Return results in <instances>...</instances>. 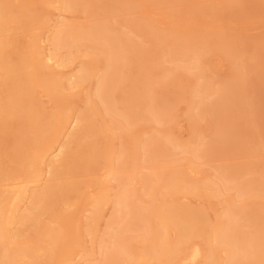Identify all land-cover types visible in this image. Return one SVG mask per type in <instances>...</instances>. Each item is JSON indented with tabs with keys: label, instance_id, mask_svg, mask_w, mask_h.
<instances>
[{
	"label": "bare ground",
	"instance_id": "1",
	"mask_svg": "<svg viewBox=\"0 0 264 264\" xmlns=\"http://www.w3.org/2000/svg\"><path fill=\"white\" fill-rule=\"evenodd\" d=\"M42 1L57 12L82 10L92 20L86 24L62 20L51 31L32 34L25 50L13 58L18 48L17 25L22 30L42 28L49 19L39 20L27 2L0 0V132H14L20 143L13 149L14 163L26 171L23 182L0 191V264H76L95 256L97 260L90 259L89 264H159L162 259L164 264H264V203L253 202L258 197L264 200V169L256 175L247 164L224 165L212 179L197 181L160 164L172 156L208 160L218 149L225 155L234 151L230 140L234 132L239 135L244 129V119L238 114L251 106L248 79L251 75L264 77V42L248 62L238 59L240 50L236 52L235 44L225 34L216 33L218 30L196 33L160 29L147 19L128 20L126 29L144 34L159 49L158 59L144 61L132 39L95 14L102 5L110 8L104 0ZM179 1L184 0H151L156 5ZM139 4L120 0L113 11L133 13ZM20 18L27 23L23 25ZM63 50L72 55H62ZM213 51L232 62L234 76L226 83L214 85L204 66V59ZM76 53L87 59L76 74L51 72L66 68ZM140 59L144 64L136 67L135 77L134 65ZM181 72L194 80L187 96L184 94L194 130L187 142L170 130L172 101L157 91ZM87 82H93V89L87 93L84 108L76 111L68 91ZM37 89L53 101L55 112L47 115L43 111L34 95ZM207 116L216 124L211 140L197 130L199 120ZM234 116L236 121L230 122ZM140 122L158 129L140 142L134 139L132 151L117 150L109 134L130 135ZM239 150L247 151L244 147ZM139 153L152 172L137 173ZM23 154L26 160L21 164ZM86 168H103V177L96 180V194L86 200L92 211L82 212L90 214L85 217L89 236H96L107 207L112 211L97 247L83 255L82 238L73 226L76 215L52 210L58 203L63 207L73 204L74 195L81 191L73 172ZM2 171L0 165V183L13 179V174ZM63 175L69 176L66 181L60 179ZM112 182H117L115 188L110 186ZM189 194L220 200L222 211L212 222L202 209L178 202ZM165 196L173 200L167 202ZM47 214L49 222L41 226L40 220ZM18 226L37 229L34 242L17 243L25 237ZM134 240L142 243L141 250L133 248Z\"/></svg>",
	"mask_w": 264,
	"mask_h": 264
},
{
	"label": "rangeland",
	"instance_id": "2",
	"mask_svg": "<svg viewBox=\"0 0 264 264\" xmlns=\"http://www.w3.org/2000/svg\"><path fill=\"white\" fill-rule=\"evenodd\" d=\"M119 1L120 0H104L102 2H105V5H109L113 11V8L115 6H119ZM134 1H137L140 4L138 8L133 11V13L131 11L119 12L118 10H114L110 15L108 13H110L111 9L109 7L105 8V6L103 5L101 9L94 12L95 14L97 13L99 15V18L108 19V22L111 26H116V29H119V31L122 30V33L124 32L123 34L132 39L135 46L143 52L144 61L145 59H158L159 56L157 55L159 49L157 50V52L154 48V45L149 43L148 38L145 37L144 34H139V32L133 31L129 28L126 29L125 27L127 26L125 25V23L127 24L128 20L147 19L158 24L157 27L160 29H164L163 27H165L166 29L174 27L182 28V30L185 31L192 30L196 33L218 30L216 33L225 34L227 38H229L228 40L231 42V44H235L234 47L236 48V52L237 50H240V52L243 53L241 55L240 52H237L238 59H240L241 57V60L248 62H250V60L252 59L253 53L258 51V46L264 42V8H262V6H264V0H184L174 2L170 5H163V3H157L156 5L153 4L151 0ZM26 2L30 5L31 10L36 13V16L39 20L47 18L49 19V23L47 24V26H43V29L37 26L31 30H27L28 28H24L22 30V27H20V24H18L16 27V45L18 48L15 53L11 55L13 58L17 57L20 52L25 50V46H27L26 44L28 43L27 41H30L32 34L37 35L48 32L50 30L49 28L52 29L56 26V23L62 20L64 22L76 24H86L92 20L90 15L84 13L82 10H76L72 12H57L56 10L45 5L42 0H20L21 5ZM19 22H22V24L24 25L27 23V20L25 18H20ZM62 55L69 57L70 55H72V52H70L69 54L68 50H63ZM75 55V60H73L72 62L69 61L66 65V68H53L51 72L53 74L59 73L63 76L67 74H69V76L76 74L80 66L87 59L82 56L81 53H76ZM221 55L222 53H220L219 51H213L212 53L208 54V56L203 61L204 66L206 65V68L208 66V75L212 80L210 81L214 83V85L226 83L230 81L234 76L232 62ZM144 56L146 58H144ZM261 63L264 64L263 59L261 60ZM97 64L100 67L102 63L101 61H98ZM142 64H144L143 60L140 59L136 61L134 65V71L132 73L133 76H137L136 67H138L139 65L141 66ZM64 82L67 83L66 80H64ZM193 84V78L181 72L175 76L172 83H168L161 88H157L159 96H161L163 99H169L172 101L170 119L173 120V123L169 125L170 130L176 137L185 142L189 141L192 137V134L194 133L193 126L189 121V103L186 97V92ZM247 88L249 92V100H251V106H247V108H245V106L241 110L240 114H238V112L236 111V114L241 115L244 119V129H241L242 133H240L239 135L234 132L235 135L230 140V146H235L236 148H234V151H232L228 155H225L221 149H218L215 156L209 158L208 160H194L189 155L172 156V158L160 161V164H162V166H172L176 169H179L182 172L186 173L190 178L197 181L212 179L216 174L217 169L220 167L222 168L224 165H234L233 167H236L247 164L246 166H249L250 170L256 173V175L262 173L264 169V77L251 75L247 82L246 89ZM92 89L93 82H87L82 86L77 87L76 89L68 91V94L72 95L71 103L74 110L77 111L84 108L87 93L89 91H92ZM34 95L38 100L41 108L47 115H50L57 110L53 101H51L50 98L47 97L41 89H37ZM100 119L101 116L98 117V122L102 121ZM232 121L233 123L236 121L235 116L230 122ZM228 125H231V123ZM155 129H158V127L155 125H149L145 122H140L133 128H131L130 135L119 131L108 134L113 139L115 148L117 150L121 148H127L132 151L134 148V139L140 142L145 138L146 135L152 134ZM215 129L216 124L211 117L207 116L204 120H199L198 122V132H200L208 140L214 138L216 132ZM9 131L7 133L0 132V165H3L2 172L4 174H13V179L5 182V184L0 183V191H2L4 188L15 187L17 184L23 182L26 177L25 168H18L14 163L15 157L13 155V149L17 146H20V143H18V139H14V132L10 133ZM239 141H241L242 143ZM243 147L247 151L241 152L239 150H243ZM141 155L142 153H139L138 155L139 160L137 163L139 165V168L137 173L147 174L149 172H152L151 167H146L145 165H143ZM25 160L26 157L24 156V154L19 157V162L21 164H24ZM102 169L86 168L78 170V172L75 171L76 173L73 172L74 177L81 182L80 193L77 196L74 195V201L71 206L63 207L61 203H58L55 204L52 210V213H73L76 215L75 218H78V221L75 222L73 226H76V231L82 238L81 244H83L84 246L83 255H85L87 252H90L93 247H97L99 239L105 232L106 221L112 211L111 206L107 207L105 213L106 217L102 219L97 225L96 236H89L85 230V225L87 222L85 217L89 216L90 214H84L82 212L84 209L92 211L90 206H86V200L91 198L90 195L96 194V180L97 178L99 179L103 177ZM68 177L69 176L67 175H63L62 177H60V179L66 181ZM110 186L115 188L117 186V182L110 183ZM165 192V190H162L161 193L164 194ZM80 197H82L81 201L79 200ZM157 200L159 202V200H162V197L160 196ZM164 200L170 202L173 200V198L170 196H165ZM177 200L183 205L188 204L192 205L193 207L202 209L204 212H206L212 222L215 220L216 215L222 211V204L220 200H217L215 198L197 197L193 194H189L184 197H180ZM253 202H256L257 205H261L264 203V200L261 197H258V199H255V201ZM49 217L50 215L47 214L43 218H41L40 225L42 226L46 222H49L47 221ZM18 229H20L21 232H24L25 237L16 240L17 243L27 244L30 242H34V240L36 239V233L38 232L37 229H29V226H18ZM132 246L138 251L142 249V243L139 240L132 241ZM97 258L98 257L95 256L92 258H88L87 260L90 262L92 259L97 260ZM83 261L81 262L80 260H77L75 262L76 264H89L88 261L84 263ZM164 263V259L159 261V264Z\"/></svg>",
	"mask_w": 264,
	"mask_h": 264
}]
</instances>
